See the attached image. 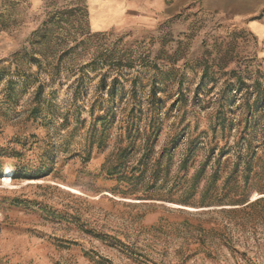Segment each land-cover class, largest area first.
I'll return each instance as SVG.
<instances>
[{
  "label": "rangeland",
  "instance_id": "rangeland-1",
  "mask_svg": "<svg viewBox=\"0 0 264 264\" xmlns=\"http://www.w3.org/2000/svg\"><path fill=\"white\" fill-rule=\"evenodd\" d=\"M93 1L0 0V264H264L257 38Z\"/></svg>",
  "mask_w": 264,
  "mask_h": 264
},
{
  "label": "crops",
  "instance_id": "crops-1",
  "mask_svg": "<svg viewBox=\"0 0 264 264\" xmlns=\"http://www.w3.org/2000/svg\"><path fill=\"white\" fill-rule=\"evenodd\" d=\"M95 3H109L110 9L118 11L115 14L117 19L113 24L121 22L129 11L136 10L143 13L141 9L152 11H162L171 9L173 13L180 11L186 5L196 3L197 0H174L170 5L165 7V0H94ZM97 1V2H96ZM205 0L204 9L206 12L213 13L215 11L221 14L235 17L242 21L247 30L251 32L258 40V48L260 56L264 57V0ZM169 5V6H168ZM100 7V6H99Z\"/></svg>",
  "mask_w": 264,
  "mask_h": 264
},
{
  "label": "bare ground",
  "instance_id": "bare-ground-1",
  "mask_svg": "<svg viewBox=\"0 0 264 264\" xmlns=\"http://www.w3.org/2000/svg\"><path fill=\"white\" fill-rule=\"evenodd\" d=\"M99 1V0H98ZM113 1V0H112ZM94 2V1H93ZM97 2V1H96ZM94 5H95V3H94ZM91 8V7H90ZM96 10V9H95ZM91 11H93V10H91ZM106 11V10H105ZM94 12V11H93ZM102 12V11H101ZM108 14V13H107ZM98 15V14H97ZM112 16V15H111ZM91 17V16H90ZM100 17V16H99ZM107 18V17H106ZM95 24V23H94Z\"/></svg>",
  "mask_w": 264,
  "mask_h": 264
}]
</instances>
